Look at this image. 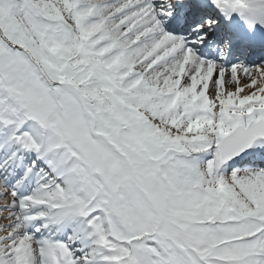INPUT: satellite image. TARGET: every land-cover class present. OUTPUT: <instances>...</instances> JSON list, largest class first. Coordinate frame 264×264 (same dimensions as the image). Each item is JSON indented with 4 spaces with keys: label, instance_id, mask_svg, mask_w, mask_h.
<instances>
[{
    "label": "snow or ice",
    "instance_id": "obj_1",
    "mask_svg": "<svg viewBox=\"0 0 264 264\" xmlns=\"http://www.w3.org/2000/svg\"><path fill=\"white\" fill-rule=\"evenodd\" d=\"M0 264H264V0H0Z\"/></svg>",
    "mask_w": 264,
    "mask_h": 264
}]
</instances>
